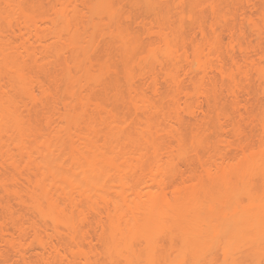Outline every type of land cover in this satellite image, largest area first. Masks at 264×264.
I'll return each mask as SVG.
<instances>
[{
    "label": "bare ground",
    "instance_id": "1",
    "mask_svg": "<svg viewBox=\"0 0 264 264\" xmlns=\"http://www.w3.org/2000/svg\"><path fill=\"white\" fill-rule=\"evenodd\" d=\"M216 1L210 8L216 13L214 17L224 19L229 14L221 6L224 0ZM42 2L0 0V187L3 191L8 189L4 181L10 174L11 179L6 180L15 182L18 189L21 187L19 191L15 188L12 192L17 201L36 217L50 222H45L43 227L32 226L35 243L44 251L51 252V258L54 254L53 261L65 260L68 264H76V257L81 254L82 264H105L90 258L88 254L92 255L91 251L81 253L80 247L83 246L78 245L77 234L79 223L85 218V206L95 215L101 230L103 249L100 254L109 264V256H113L118 264L122 261L125 262L123 264H264V137L260 136L255 145L228 140L224 148L219 149L212 143L220 131L207 132L196 127L181 131L174 128L165 132L173 138L174 145L163 149L160 139L163 134L150 128V120L141 130L128 128V114L131 112L128 110L134 107L133 104L128 105V90H136L139 84L133 81L128 70L144 51L140 38L129 34L128 28L120 24V12L108 0H83L88 13H85L86 22L64 38L57 17L62 25L68 23L65 19L66 5L60 4L59 10L50 4V0L49 3L45 1L50 7ZM261 3L264 4V0ZM130 4L146 17L152 15L156 20L160 19L158 0H135ZM44 5L51 11L46 12ZM261 6L263 8L254 5L260 19L264 17V5ZM73 11L80 12V9L74 8ZM101 16L104 19L99 18ZM243 17L254 28L255 34L264 38L257 21L250 14ZM97 18L109 23L105 25L100 21L105 28L112 27L110 39L115 44L120 62L118 66L105 62L98 74L84 63L95 38L91 33L85 34V28L90 26L94 29L99 24ZM145 18H142L145 20L143 25L151 24L149 17ZM212 21H205L206 26H201L200 32L210 46L216 47L222 39ZM233 34L230 30L229 42L235 45L231 49H239L241 59L253 67L264 87V66L261 65L264 62V45L257 42L244 47L235 42ZM175 37L179 39L178 33ZM164 44L169 49L167 36ZM220 52L216 54L215 62L190 65L188 70L201 69V73L206 75L213 69L236 86L234 69H240L242 63L232 54L228 62ZM146 57L141 58L144 60ZM105 61L109 59L105 58ZM50 64L60 66L57 70L61 71L54 75L52 73L56 70L45 72L44 67L48 70L52 67ZM110 70L115 76L103 81L101 73ZM37 71L43 72L46 78L53 77L52 83L49 79L50 83L43 82ZM35 74L39 80L34 79ZM167 77L168 83L179 86L178 75L169 73ZM148 78L149 86L157 90L155 78L152 75ZM34 87L51 98L49 104L56 114L51 101L66 93L65 99L61 100L64 111L59 113L62 116L55 119L51 115H55L54 112L50 115L45 112L44 119L49 118L47 123L43 121L45 126L34 120L32 114L22 115L18 109L20 104L16 103L15 93L20 91L18 93L30 101L46 106V98L44 101L43 96L35 95ZM52 88L63 92L55 97L57 92ZM81 88L85 94L79 93ZM230 92L234 94L232 88ZM108 100H111L110 104ZM115 102H121L126 107L124 111L121 103L116 105ZM143 110L142 115H157L161 109L149 103ZM214 111H217L216 115H229L216 105ZM187 113L194 115V110L187 107ZM52 117L62 121H49ZM178 122L181 124L182 120ZM261 134L264 136V128ZM178 156L190 167L188 175L181 182L174 183L170 178L176 174L175 158ZM21 161L28 172V176L22 173L26 175L23 178L26 184L24 180L19 183L12 171L6 172L10 168L16 170ZM5 208L8 212V207ZM12 225L18 235H25L20 224ZM49 228L53 236L74 242L79 252L69 250L67 255L65 251L67 249L68 252L69 247L65 249L67 246L44 240L39 231ZM4 230L0 229V242L12 246L15 253L20 252L24 247L21 239L15 241ZM165 243H168L167 249ZM172 245L178 247L173 248ZM59 247L65 251H59ZM171 247L177 253L176 263L166 254ZM217 248L222 252L218 253ZM22 253L17 254L20 257ZM219 254L221 258L217 256ZM42 256V260L50 263V259ZM23 257L22 261L29 263Z\"/></svg>",
    "mask_w": 264,
    "mask_h": 264
},
{
    "label": "rangeland",
    "instance_id": "2",
    "mask_svg": "<svg viewBox=\"0 0 264 264\" xmlns=\"http://www.w3.org/2000/svg\"><path fill=\"white\" fill-rule=\"evenodd\" d=\"M42 1L45 4L46 2L49 3V0ZM108 1L110 4L113 3L120 12V17H118L120 24L123 27L128 28L129 34L132 33L137 35L144 45V48L142 49V51H144L142 52L140 58L137 57L134 63H132V68L128 70L133 78V81H135L137 84L139 83L136 90H128V105H134V107L131 106L130 110H128L131 111L128 114V128L138 127V129L141 130L140 128H143L144 126L146 127L147 121L150 120V128L159 130L163 134L160 137L163 142V144H161V147L163 149L164 147L174 145L173 138L165 133L166 131L172 130L174 128H179L181 131H185L189 129V127H196L197 129L207 132L220 131L221 134L212 143L214 147L219 149H223L225 146V141L228 140L236 144L239 142H244L246 144L255 145L260 136L264 137L262 134L260 135L262 129L264 128V87H262V85L260 84V81L258 80L253 67L248 65L247 63H244V61L241 59L242 53L237 47H234V49L232 50L231 46L235 45L234 43L231 44L229 42V31L231 30L234 32L233 35L235 37V42L240 43L244 47L253 46L257 44V42H260L262 46L264 45V38H259L255 34L254 28L251 27L250 23L244 21L245 19L243 17L246 14H250L251 17L257 21L260 30L264 32V17L260 19L258 17V12L254 7V5H256L259 8H263V6H261L264 5L261 3L262 0H224V3L221 6H223L222 8H225L223 10L229 13L224 17V19L219 17L217 19L216 16L214 17L216 13L214 14L212 11L213 9L210 8L213 4H216V0H158V2H160V19L156 20L152 15H147V17H149V19L151 20V24L145 25H143V22L145 20L142 18H145L146 15L143 12L139 13L138 8L136 9L130 4L135 0ZM50 4L56 5V8H59V10L61 9L60 4L66 5L65 14L67 16L65 19L68 20V23L63 24V26L60 22V19L57 17V23L59 27L61 26V34L63 37H66L69 33L73 32L77 26L81 28L82 23L86 22V14L88 13L84 8L83 0H50ZM51 5H49V7ZM44 7V9L48 8V6L45 5ZM74 8L80 9V12L73 11ZM47 11L51 10L46 9V12ZM83 11L85 12L83 13ZM49 13L51 14V12ZM52 14L54 17V13ZM230 15H233V17ZM75 16H78V19ZM99 18L104 19L102 16ZM105 19L107 20V18ZM208 20L212 21L216 33H218V35L221 36L222 39L216 47L210 46L200 32V27L204 24L206 26V22H208ZM100 21L102 20H99V24L96 25L94 29H92L90 26H86L85 28V31L87 32L85 34L91 33L95 38L93 47L89 48L84 63L86 66H88V68L91 69V71L95 72L96 74L99 73V69L105 64V62L111 64L112 66H118V64H120L117 54L118 52H116L115 50V44L110 39L112 38L110 34L112 27L110 25L111 28H105L103 26L104 24L100 23ZM104 21L105 20H103L102 22ZM41 23L42 21L40 22V24ZM106 24L109 23L107 22L105 23V25ZM63 27L65 28L64 31ZM6 32L8 35V29ZM177 33L179 35V39L175 37ZM165 36H167V40L170 41L169 49L164 46ZM152 52H154V55L152 54ZM218 52H220V54L224 56V58H226L228 62L229 55L232 54L234 57L239 59L240 63H242L240 69H234V75L236 78L235 84L237 81V85H240L239 87H237V85L234 86V82L232 83L227 78L222 77L213 69L211 71L209 70L208 74L206 75H203L201 73V69L195 70L194 72H190L188 70V67L190 65L194 67L200 64L202 65L206 62L208 63V61H210L211 63L215 62V57ZM145 55H147V57L143 60L141 57ZM105 58L109 59V61H105ZM47 63L44 64V66L47 65ZM50 65H52V67H50L51 69L49 68ZM50 65L47 66L49 68V71L47 70V68H45L46 66L44 67V70H47H45V72L50 73L56 70L54 73H52L54 75L61 71L57 70L60 66H57L56 64ZM261 65L264 66V62H262ZM73 68L74 67H72L71 69L72 71L75 70ZM41 71H39L40 73L38 71V73L36 72L39 78L47 83H50L47 80L49 79L52 83L53 77L52 79L49 77L46 78V76H43V72L41 73ZM169 73H175V75H178V79L180 81L179 86L167 82V74ZM37 75L35 74L34 79L39 80ZM149 75H152L158 83L157 90H154L149 86ZM113 76H115V73L112 70L101 73V79H103V81L109 80ZM119 76L120 74L118 75V77ZM193 82L196 83V85H193ZM231 88L232 90H234V94L230 92ZM56 89L52 88V91H55ZM81 90L82 88L80 89L79 93L85 94L86 91ZM33 91L38 97L43 96L44 101L46 98V103L48 102L49 104L51 98H48V96L45 97L44 94H41L37 87H34ZM60 91L63 92V90ZM60 91L59 89L55 91L57 92L55 97H57V94H60ZM18 92L15 93L18 101H16V103L20 104V106L18 105V109H20L22 115L30 116L28 114H32L36 117L35 119V117L33 116L34 120H38V122L42 123L43 125L44 122L47 123L49 118L45 116L47 119H44L43 116L44 114L46 115L45 112H47L49 115L54 112V110L51 109V105L47 104L48 107L47 105L43 107L41 103L32 102L26 96L20 94L21 92ZM55 92H52V94ZM62 94L58 95V98L52 99L51 101V104L54 105L53 107H55L57 112V114L54 112L55 115L51 114L53 117H55V119L56 117L59 118L58 116H60V113L64 111V107L62 105L63 103L61 100L63 98L65 99L66 93L64 95ZM52 96L54 97V95ZM214 97H216L217 100H215ZM109 101L111 100H108V103L110 104ZM116 103L117 102H115V104ZM149 103L160 106L161 110L157 115H142L145 105ZM79 105H77V107ZM215 105L218 106L219 110H223L229 115H216L215 113L218 110L214 111ZM120 106L123 107V109L119 108V106L118 109L124 111L126 107L124 108V106H122V103ZM187 107L194 110V115H189L187 113ZM53 117L49 121H51ZM179 119L182 120L181 124L178 122ZM54 121L59 122L62 120L60 119L58 121ZM59 123L56 124L59 125ZM61 123L63 124V122ZM42 124L40 126H42ZM130 147L131 145L128 143V148ZM161 151L164 150L161 149ZM21 162L22 163L19 164L21 166L16 170L10 167V169H8L7 167L8 171H6L8 173L12 171L13 175H16V180L18 179L17 181L19 183L25 181L24 176H26L28 173H26L25 167L23 166V161ZM175 164L176 174L172 175L170 179L174 183H179L183 178L186 177V175H188L190 166L188 162L184 161V159L182 160L180 156L175 158ZM22 173H25L26 175ZM9 175L5 178L4 181V185H6V188L8 189L3 191L4 189L0 187V229H5L4 231L9 233L8 237L12 235L15 241L17 240L19 242V239H21L20 242L23 243L24 249L22 248L20 252L15 253L16 250H14L12 246L0 242V264H26L24 263V261H22L21 256H24L23 258H25L26 261H29V263L27 264H68L65 260L63 262L53 261L54 254L51 258V252L44 251L33 240L34 232L32 226L37 224L38 226L43 227V224H45V222H50L36 217L29 208L17 201L12 193L17 184H14L15 182L11 180H6L11 179ZM19 183L18 186H22V183L20 185ZM24 183L26 184V181ZM20 188L16 189H18L19 191ZM23 188L22 191H25ZM22 191L20 192L22 193ZM5 204L7 206H5ZM5 207H8L9 213L7 212V210H5ZM83 209L85 210L86 214H84L85 218H83L79 223L80 230L77 234V237L80 240V244L78 243V245L80 246L82 244L83 247H80L82 248V250L78 248L79 246L77 247V249H80L82 251L81 253L85 251H91L90 253L92 255L88 254L90 258L93 257L92 259H98L97 261L100 260L105 264H109L107 263L106 258L100 254V252L102 253L103 249L102 242H100L101 230L98 227L99 225L97 226L96 224L97 222L95 215L87 207L84 206ZM14 223L20 224L22 229L25 231V235H22V237L18 235L19 233H17V230L13 228L12 224ZM39 232L44 240H52L54 243H59L62 244V246H67L65 247V249L69 247L68 252L67 249L66 251L63 249L65 253H67V255L69 253V250H76V245L74 242L65 237L62 241L61 236H53V232L50 228L45 231L40 230ZM17 237L18 239H15ZM162 239H164V237H162ZM164 241L167 242V240ZM18 242H14V244L16 243L19 245ZM176 244H178V242ZM165 246L167 249L168 243ZM172 247L174 248L176 246L172 245ZM172 247L171 251L173 252L174 249ZM60 248L61 247H59V251L62 250ZM162 248H164V246ZM63 250L61 252H63ZM171 251L169 250V252H166V254L167 256L169 255L170 258H173L171 260H174L173 262H175V256L177 255V253L175 251L172 253ZM53 252L55 251H52V253ZM78 252L79 250L77 251V253ZM219 252H222V250L220 251L219 249L218 253ZM17 253H22V255L19 257ZM79 254H76V256ZM221 254L217 256L221 258ZM41 256L50 259V263H46L44 260H42ZM79 256L76 257L77 259L75 258L76 264H82L83 262V256ZM112 257L109 256L110 259L107 257L111 261L110 263L118 264L117 262H115V260L112 259ZM118 259H120V257H118ZM122 260H120V262ZM122 262L120 264L125 263Z\"/></svg>",
    "mask_w": 264,
    "mask_h": 264
}]
</instances>
